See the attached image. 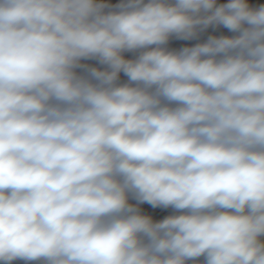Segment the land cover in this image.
I'll use <instances>...</instances> for the list:
<instances>
[{"label": "clouds", "instance_id": "1", "mask_svg": "<svg viewBox=\"0 0 264 264\" xmlns=\"http://www.w3.org/2000/svg\"><path fill=\"white\" fill-rule=\"evenodd\" d=\"M262 237L264 3L0 0V262L264 264Z\"/></svg>", "mask_w": 264, "mask_h": 264}, {"label": "built area", "instance_id": "2", "mask_svg": "<svg viewBox=\"0 0 264 264\" xmlns=\"http://www.w3.org/2000/svg\"><path fill=\"white\" fill-rule=\"evenodd\" d=\"M105 2L115 5L118 4L120 2V0H105ZM147 2V0H146ZM221 2H227V0H218V3ZM250 4H252L253 6H259L261 3H264V0H249ZM210 35H216V36H220V35H233L232 32H230L228 29L224 28L223 26H219V27H213L210 26L207 30H205L204 32L200 33L199 36L197 38L191 39V40H181V39H177L175 37L170 38L167 47L172 50V49H180L182 47H191L194 46L197 43H203L206 42L207 38ZM139 53H132V52H126L124 53L126 58H135ZM86 63L92 64L93 66H99L98 62L95 60H90V61H86ZM120 80L121 82H126L127 81V77L121 73L120 76ZM135 201H133L134 203ZM141 209L142 211H144L146 214H150L151 215V211L153 210V208L148 205L147 203L141 205ZM163 210L165 211V217L168 215H173V214H178L176 212V210H174L173 208L169 207V208H163ZM164 217V218H165ZM155 220H160L158 218H154ZM262 239H264V237H262ZM203 257L199 258L200 264H203ZM0 264H3V262H0ZM11 264H41L40 261H23V260H15L12 261ZM189 264H192V262L190 261Z\"/></svg>", "mask_w": 264, "mask_h": 264}, {"label": "rangeland", "instance_id": "3", "mask_svg": "<svg viewBox=\"0 0 264 264\" xmlns=\"http://www.w3.org/2000/svg\"><path fill=\"white\" fill-rule=\"evenodd\" d=\"M153 218L163 219L165 217V211L163 208H155L151 211Z\"/></svg>", "mask_w": 264, "mask_h": 264}]
</instances>
